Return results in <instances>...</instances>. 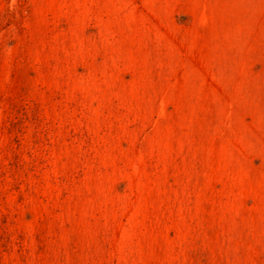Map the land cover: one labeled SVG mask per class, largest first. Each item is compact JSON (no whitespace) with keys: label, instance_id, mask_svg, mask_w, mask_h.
<instances>
[{"label":"rangeland","instance_id":"obj_1","mask_svg":"<svg viewBox=\"0 0 264 264\" xmlns=\"http://www.w3.org/2000/svg\"><path fill=\"white\" fill-rule=\"evenodd\" d=\"M0 264H264V0H0Z\"/></svg>","mask_w":264,"mask_h":264}]
</instances>
